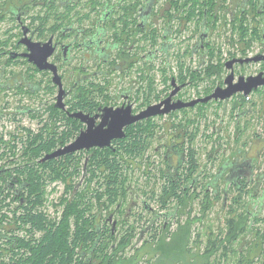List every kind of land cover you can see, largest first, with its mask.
<instances>
[{
    "label": "flooded vegetation",
    "instance_id": "flooded-vegetation-1",
    "mask_svg": "<svg viewBox=\"0 0 264 264\" xmlns=\"http://www.w3.org/2000/svg\"><path fill=\"white\" fill-rule=\"evenodd\" d=\"M228 1L230 4L226 15L232 20L233 16L236 15L233 10L234 5H232L234 0ZM158 4L157 0H144L142 3H137L135 0H0V15L3 17L0 21L7 20V17L10 18L13 10L17 9L16 18L13 17L10 20L18 24V28H20L17 31L19 36L17 37L16 47L9 50H0V62L3 57L5 58L4 65L0 66V98L19 96L17 100H21L23 94L28 95L34 105L22 106V104H18L15 108H10L12 115L10 119L16 122L19 120L20 115L25 114L37 119L35 129L22 128L18 122L16 126V128L19 127L18 132L8 131L9 137L4 135L7 131L0 132V147L2 148L3 157L16 151L21 153L27 151L29 148L26 142L29 140V134L40 140H46L48 136H54L56 132H59L61 136L64 135L66 137L64 144H60L51 152H47L42 158L37 159V163L41 164L54 158L45 159L46 156L70 145L83 132L99 128L104 131L109 128L114 114L119 115V117L120 115L128 116V114L129 117H135L145 113L152 105L164 102L170 96H172V103L178 100L189 102L193 99L208 96L217 87L226 88L228 86L226 79L231 72L234 73L231 86L241 85L242 83L245 85L248 83L250 76H256L260 73H263V76L259 80L264 79V61L245 64L237 62L233 69H228L226 63L236 58L230 57L224 60L226 71L221 81L216 82L214 85V76L208 80L209 82L205 86L202 84L204 81H201L197 86L193 85L194 90L193 94H190V98H187V92L182 95V90L187 85L192 84L190 79L183 81L177 78L180 73L179 65L184 61L181 59L184 55L179 56V52L183 53L184 51L179 49L182 38L178 35L182 30L177 23H183L184 20H180L178 17L171 18L170 13L176 14L177 11L171 8L169 0H166L161 15H158ZM244 4L246 6L242 12L245 16L242 23L244 27L249 29V31L247 30L249 36L245 39L250 40L251 46L248 48V54L239 56V58L264 54V0H244ZM46 8H50V13L48 12L50 15L48 18L49 25H46L45 20L40 17L41 13L31 12ZM58 9L63 11L57 13ZM33 15H36V17H32ZM165 20L168 23L167 28L162 27ZM158 21H160L159 24H155ZM24 28L28 29L27 32ZM178 29H180L179 32H177ZM154 32L159 35V40H161V46L157 49L153 48L152 43ZM168 32H175L178 37L172 39L173 42L170 43L173 44L175 41L176 46L178 45V50L174 53V56L178 58L177 69L170 73V75H174L171 78L170 85L165 84V86L156 90V87L154 88L156 83H153V69L157 65L153 61V52L157 53L158 57L166 59L165 62L162 61L165 65L157 68L167 67L169 69L167 58H169V55L171 56V53L167 43V41H170ZM23 38L29 40L30 43H36L40 48H43L45 43L52 41L54 51L48 58V63L53 64L58 69L62 87L56 81L53 68L42 69L34 61H31L29 56L25 55L32 52L29 51L27 44L21 42ZM199 45H203L200 39L194 44L190 54L194 57L199 54V57H196L198 65L193 68L201 72L207 63L208 56L203 55L199 50ZM228 49L225 53L226 57L229 56ZM76 61H79V63L73 65ZM14 63L23 66H18L17 73L9 76L16 70L9 65ZM253 63L260 65L257 71L243 70L244 65ZM238 65L240 67L239 71H237ZM74 76L76 77L73 80ZM68 77L71 78L68 80ZM261 87H264V85L257 89ZM238 93L244 94V92ZM51 96L52 100H50ZM252 96V93L246 96L240 104L234 102V100L231 101L232 97L224 100L211 99L208 102H199L193 106L172 110L169 113L145 116L126 125L123 130L124 136L113 138L110 145L106 147L116 146L120 141L127 140L132 135H138L141 140L144 139V148L137 152L145 155L144 160L147 164L152 160L151 156L148 158L151 155V152H149L150 144L157 135L155 132L153 136L154 131L152 132L154 120L157 117H177L180 115L181 118L177 127L179 133L171 136L169 140L167 139L162 164V166H165L166 176L175 175L176 181L182 185V190H180L182 196L179 198L181 204H179L178 211H180L181 206L184 207L185 202L190 197H193L192 199L195 201L200 200L202 192L203 195L209 193L211 198H216L220 191L218 189L219 181L215 180L217 175L220 176L219 179L225 181L223 189L225 198L234 190L238 193H244L250 185L255 183V179H252L255 164L259 160L256 156L257 153L246 152L245 159L242 162H240L239 157L235 161H224L220 165L219 172L214 176L210 172L203 173L204 169L201 171L199 161L197 165L191 167L190 152L192 149L198 151L195 140L200 132V122L203 120L209 121L210 125H205V127L211 128L209 134H219L223 130L222 126L219 125L218 127L214 121L213 126H211L213 118L219 114L217 111L219 106L223 109V116L229 114L230 121L235 120V128H239L241 122H244V129H249L252 123L256 121L263 123L262 129L264 130V103H251L248 99H251ZM214 100L218 101L217 106L209 104ZM8 101H4L3 106L8 105ZM36 102H38V106H36ZM198 105L199 108H197ZM255 107L258 108L256 113L254 112ZM178 110L185 111H180V114L169 115ZM0 111L2 112H0L2 115L0 116L1 121L5 118V115L9 114L3 112L9 111L7 108H1ZM190 112L195 114L190 115ZM220 120L225 122L223 118ZM157 127L156 124L155 131H157ZM20 131L22 133H19ZM255 134L258 135V133ZM106 147H91L90 149L84 148L76 151V153L85 152L86 155L84 177L80 179L79 185L84 183L91 174L86 171L90 163V154ZM254 147L256 149V146ZM258 149L259 146H257ZM71 153L73 152L63 155ZM213 158L210 154L208 159L212 160ZM151 164L152 162L148 165ZM225 169L228 170L223 173ZM228 182L229 185H227ZM261 183V178H258L257 192ZM6 185L13 188L17 198L25 192L24 189L19 191L21 184L18 185L16 179L14 182H7ZM241 198L243 197L240 196L238 202ZM233 202L238 204L235 198L231 199V203ZM120 210L121 203L117 205V210L111 213L106 220L103 219L102 211L100 212L99 221L103 228L106 226V229H108V224L111 222L112 224L118 223V219L114 218V215L116 216ZM248 212L252 213L249 209ZM114 233L112 229L113 236Z\"/></svg>",
    "mask_w": 264,
    "mask_h": 264
},
{
    "label": "rangeland",
    "instance_id": "rangeland-1",
    "mask_svg": "<svg viewBox=\"0 0 264 264\" xmlns=\"http://www.w3.org/2000/svg\"><path fill=\"white\" fill-rule=\"evenodd\" d=\"M135 1L137 3H142L144 0ZM157 1L159 3L157 12L159 13L158 15H161L166 0ZM37 10L39 9L33 10L32 13L39 12L38 14L41 13L42 16V12L44 11ZM159 22L160 21L155 24H159ZM49 24L50 22L48 21L46 25ZM167 25L168 23H166V20L163 21L162 27L167 28ZM177 25H179L182 30L178 35V37L180 36L182 38L179 48L185 51L186 47L189 46L190 52L199 39L198 36L203 29L200 30L199 33L195 30L193 26L194 24L192 27L188 26L186 28L183 27V23H177ZM18 27L19 26L14 21L9 20V18L0 21V38L6 39L8 32H5L7 30L10 31L9 33L17 34V31L20 29ZM225 33L226 29L221 27L219 30L217 29L214 31L208 38L212 43L216 42L218 47L222 44L227 48L229 46L226 44ZM168 35H170V41H167V43L170 48L171 56L169 55V58H167V65H169L170 68L168 69L166 67L168 69L166 73L170 75L171 72H174L175 69H177L178 60V58L174 56V53L178 50V45L176 46L175 41L173 44L170 43L173 42L171 41L172 39L174 40L178 37L175 35V32H168ZM160 46L161 40H159L153 48L157 49L160 48ZM189 52L181 59L186 61L187 65L195 67L198 65V59L196 60V57H199V54L194 57ZM153 54V61L157 67L165 65V58L162 59V57H158L155 52H153ZM4 59V57L1 59L0 66L4 65ZM163 60L164 62H162ZM75 63L78 64L79 61L74 62L73 65ZM9 65L16 69L12 74H9L8 69L9 76L17 73L18 66H23L18 63ZM157 67L153 69L156 90L165 86L163 81V68L160 67L161 69H159ZM258 67H260L259 64L253 63L250 65H244L243 70L254 72L257 71ZM239 70L240 67L238 65L237 71ZM75 77L76 76H74L73 80ZM70 78L71 77H68L67 79L69 80ZM208 82V80H205L204 83H202L203 86L207 85ZM193 90L194 88L192 84L187 85L182 90V95L187 92V98H190V94H193ZM252 95V98L248 99V101H251L253 104L264 103V87L257 90L255 89L252 92ZM18 97L19 96L0 98V104L9 100L8 105L3 106L2 104L0 106V109L7 108L9 111L3 112L4 114H9L5 115V118L0 121V132L7 131L4 133L5 137H9L10 134L8 131L18 132L17 130H19V127L16 128L18 122L20 127L25 129L27 127L35 129L37 127V119L26 114L20 115L19 120L16 122L10 119L12 116L10 108H15L18 104H22V106L34 105L28 95L23 94L21 100H17ZM245 97L246 95L243 93H237L232 97L231 101L234 100V102L240 104L245 100ZM50 100H52V96ZM217 103L218 101L214 100L209 104L217 106ZM36 104V106H38V102H36ZM197 108H199V105ZM257 109L258 108L255 107V113L257 112ZM180 111L185 110L174 111L169 115L180 114ZM217 111L219 114L213 118L211 126H213V121L218 127L219 125L222 126L221 128H223V130L221 133L209 134L211 128L205 127V125H210V123L208 120H203L200 122V132L195 140L201 171L204 169L203 173L210 172L215 176L219 172L220 165L224 161H235L237 157H239L240 162H242L245 159L246 152L249 151L251 154L257 153L256 156L259 158L253 171L252 180L255 179V183L250 185L246 192L238 193L234 190L233 193L231 192L229 196H226L225 198L223 190L225 187V181L218 179V189L220 191L217 196L219 197L209 201L211 205L206 210H204L205 206L202 205L203 193H201L200 200L197 199V201L193 200V197H190V199L185 202L184 207L181 206L180 211H178L179 202L176 197L169 198L167 208L162 207L161 191L164 189V186L169 184L168 179L163 175V172L166 170L165 166H162L163 155L166 150L165 145L167 139L169 140L171 136H175L179 133L177 127L181 116L157 117V119L154 120L158 125L156 131L157 135L150 144L149 152H151V155L148 156V158L150 156L152 157V164L148 165L151 162L145 164V155L134 157L121 153V160L124 162L125 166L123 168L124 175L122 177V186L119 188V200H117L116 203H113L108 197L103 196L100 198L96 197L94 201H92L93 207L91 208L90 214H97L102 211L103 219L105 220L111 215V213L117 210V205L121 203V210L116 216L114 215V218L118 219V223L116 222L112 224L111 222L108 224V229L112 228L115 232L114 235L116 237L114 240L113 238L111 239V243L114 241L116 248L112 249L110 247L107 250L108 256H106L105 261L110 259L117 264H157L159 261L163 264H239L242 258H250L253 260L254 264H264L263 123L255 121L249 129H244L245 123L241 122L240 127L235 128V120L230 121L229 114H224L223 116L222 107H217ZM1 113L0 116H2ZM194 114V112H190V115ZM222 118L225 122L220 120ZM19 133L22 132L20 131ZM255 133H258V135ZM254 146H256V149ZM257 146H259L258 150ZM210 154L212 158L214 157L212 160L208 159ZM37 159H39V157L29 158L25 152L21 153L19 151L9 153L6 157H3L2 148L0 147V177L7 176L6 179L0 180V231L3 234H14L17 231H20V234L27 240H35L37 238H42L46 233V229H56L60 227L65 220L66 209L70 205L72 199V193L71 191H67V185H69L72 180H65L54 173H49L48 170L43 171L40 169L41 167L37 165ZM26 164L35 165L36 170L33 172L36 174L33 173V175L41 176L42 184L39 188L34 189L33 191L27 188L26 191L17 198L13 190L5 188V184L7 182H14L15 179L17 180L18 185L21 184V186L26 185L25 182H30L32 179L30 172H27V170H17L18 167H23ZM227 170L223 173L227 172ZM42 172H46L44 176ZM258 178H261L262 183L257 192L256 185ZM79 182L80 180L77 181V183ZM227 185H229V182ZM24 187L22 189H24ZM240 196L243 198L240 199L238 204L234 202L231 203L232 198L238 199V202ZM20 198L27 199V204L21 206ZM145 204H148L149 208ZM248 209L251 210L252 213H249ZM25 210L42 214L46 221L42 230H37L40 228L33 226L32 221L30 222L26 218H23ZM242 212H244V214L241 217L244 218L243 221L244 224H246L244 229L248 230L242 233L238 240L232 245L233 250L231 249L226 255L221 253L224 251L222 248H219L215 252H211V250L208 251V248L210 247L209 238L217 236L218 238L224 237L229 233L231 227L230 219L235 216V218L239 220L241 218L239 217L241 215L240 213ZM171 213H174V215ZM166 221L168 223H165ZM69 223V229L74 231V229H76L74 216H69ZM236 229L240 228L237 227ZM186 230L190 231L191 239L189 240V248H191L192 251L186 252L184 258H179L176 253L177 244L179 243L180 235ZM143 232V238L139 240ZM211 233L213 234L211 235ZM157 239H160L161 241L164 239V245H162L164 254L161 258L160 251L155 249ZM29 243L28 246L30 247L32 243ZM120 243L122 246H120ZM3 244H5V242H2L0 246L1 256L3 255V249L5 248ZM157 246L160 245L157 244ZM28 251L31 252V249L28 248L27 252ZM31 253L33 254V252ZM0 260L3 261V258Z\"/></svg>",
    "mask_w": 264,
    "mask_h": 264
},
{
    "label": "trees",
    "instance_id": "trees-1",
    "mask_svg": "<svg viewBox=\"0 0 264 264\" xmlns=\"http://www.w3.org/2000/svg\"><path fill=\"white\" fill-rule=\"evenodd\" d=\"M169 2L171 3V8L177 11L176 14L170 13L171 18L178 17L180 20H184L183 23L185 28L188 26L192 27L194 24L195 30L199 33L200 30L203 29L198 36L203 44L199 45V50H201L204 56H208L207 63L204 65L201 72H198V70H195L192 66L187 65L186 61H182L179 65L180 73L177 75V78L183 81L190 79L192 85L197 86L201 81L209 80L215 76V79H213L215 85L216 82L221 81L224 77L226 71L224 60H227L230 57L237 58V56L239 57L248 54V48L251 46L250 40L245 39V37L249 36V29L244 27V24L242 23V21L244 22L245 16L242 11L246 6L244 0L233 1V10L236 15L233 16L232 20L226 15V11L230 4L228 0H169ZM16 10L17 9L13 10L10 18L7 17L9 20L15 17ZM43 10L46 14L43 15V13L40 17L47 23L49 21L48 18L50 17V8ZM58 10L57 13H60L61 10ZM32 17H36V15H33ZM2 18L3 17L0 15V20H2ZM221 27L226 29L225 39L229 49L222 44L218 47L216 42L212 43L208 38L214 31L217 29L219 30ZM179 31L180 29L177 30V32ZM7 32L8 35L6 39L0 38L1 50H9L16 47L19 34L9 33V30L5 33ZM205 33H207V35H205ZM158 42L159 35L154 32L152 43L155 45ZM227 49V53L229 54L228 57L225 55ZM188 52L189 46L186 47L183 53L179 52V56H181V54L186 55ZM167 70L166 67L163 68V81L166 85H170L171 78L174 75H168L166 73ZM153 83H155L154 78ZM155 129L156 123H153V136L156 132ZM30 135L31 134H29L28 142H26L29 149L25 151L29 158H42L47 152H51L66 141V137L64 135H59V132H56L54 136H48L46 140H40L36 136ZM194 136H196V134H194ZM142 148H144V139L141 140V137L138 135H132L127 140L120 141L116 146L113 145V147L110 146L98 149L93 154H90V163L86 171L91 174L89 178L80 185L77 181L84 177L85 152H73L69 155H59L51 160L48 159L41 164L37 163L43 171L48 170L49 173H54L65 180H72L71 183L67 185V191H71L72 199L70 205L66 209L65 220L60 227L56 229H46L45 235L42 238H37L35 240H27L20 234V231H17L14 234H3L0 231V246L2 242H5V244H3L5 247L2 252L3 255L1 256L0 254V259L3 258V261L0 260V264H117L110 259L105 261L106 256H108L107 250L110 247L112 249L116 248L114 241L111 243V239L113 238L114 240L116 236L112 235V229H106V226L103 228V225L99 221L100 213L90 214L91 208L93 207L92 201H94L96 197L100 198L103 196L108 197L113 203H116L117 200H119V188L122 186V177L124 175L123 168L125 166L124 162L121 160V153L139 157L143 155L138 153ZM190 163L191 167L198 164V157L195 149H192L190 152ZM17 170H27V172L31 173L32 179L30 182H25L26 185L24 191H26L27 188L33 191L34 189L39 188L42 184L41 176L33 175V173H35L33 171L36 170L34 164H26L23 167H18ZM45 173L46 172H42L43 176ZM163 175L164 177L166 176L165 171L163 172ZM6 177H0V180L6 179ZM166 177L169 184L164 186V189L161 191V204L164 208H167L169 198L176 197L178 202H180L179 198L182 196L180 192V190H182V185L180 182L176 181L175 175L170 174V176ZM219 177L220 176L217 175L215 180H218ZM7 186L8 185L5 186L6 189L13 190L11 186ZM211 200H213V198L210 197L209 193L203 195L202 205L205 206L204 210L211 205L209 203ZM20 204L21 206L27 204V199L20 198ZM179 204H181V202ZM146 205L147 207L149 206L148 204ZM171 214L174 215V213ZM240 214L239 217L243 216L244 212ZM25 215L23 216L24 219L26 218L30 222L32 221L33 226L40 228L37 230H42L43 225L45 226L46 221L41 213L25 210ZM70 215L75 217L76 229H74V231L69 229ZM243 219L244 218L241 217L237 220L235 216H233L230 219L231 227L229 233L224 237H219L220 239L218 236L210 237V247L208 248V251L211 250V252H215L219 248H222L224 251L221 253L224 255L228 254L238 236L248 230L244 229L245 225H243ZM165 223L168 222L166 221ZM237 227L240 229H236ZM212 234L213 233H211V235ZM190 239L189 230H186L180 235L176 251L179 258H184L186 252L192 251V249L189 248ZM29 242L32 243L30 247L28 246V244H30ZM157 244L160 246H157ZM162 245H164V239L162 241L157 239L155 249L160 251V258L164 254ZM120 246H122L121 243ZM28 248L31 249L33 254L29 251L27 252ZM157 264L163 263L159 261ZM239 264H254V262L250 258H242Z\"/></svg>",
    "mask_w": 264,
    "mask_h": 264
},
{
    "label": "water",
    "instance_id": "water-1",
    "mask_svg": "<svg viewBox=\"0 0 264 264\" xmlns=\"http://www.w3.org/2000/svg\"><path fill=\"white\" fill-rule=\"evenodd\" d=\"M24 30L25 32H27L28 29L24 28ZM205 35H207V33H205ZM21 42L27 44L29 51L32 52L31 54H25L26 56L30 57L31 61H34L42 69L49 67L54 69L56 75V81L62 87L60 75L58 74V69L56 68V66L54 67L53 64L48 63V58L51 56L52 52L54 51V46H52V41L45 43V46L43 48H40L36 43H30V41L27 40L26 38H23ZM259 61H264V54H258L246 58H239V57L234 58L226 63V67L228 69H233L235 63L237 62L241 64H245V63L259 62ZM262 76L263 73H260L256 76H250L248 78V83H246L245 85L242 83L241 85L236 84L234 86H231L232 80L234 79V73L231 72L226 79V83H228V86L226 88L217 87L215 91L208 96L193 99L189 102L178 100L173 103L171 102L172 96H170L164 102L152 105L149 108V110H147L145 113L141 115H137L135 117H131V116L129 117V114L128 116L120 115L119 117V115L114 114L109 128L105 129L104 131H102L100 128L96 130L89 129L83 132L80 136H78L73 143L67 145L63 149L53 152L52 154L46 156L45 159L63 155L68 152H76L77 150L84 148L90 149L91 147L109 146L113 138L124 136L125 133L123 130L126 125L136 122L137 120L144 118L145 116H150V115L155 116L158 114L169 113L172 110L193 106L199 102L205 103L211 99H222V100L228 99L238 92H244V94L248 96L252 93L253 90L257 89L261 85H264V79L259 80V78ZM24 186L25 185H22L19 188V191ZM143 235L144 232L141 234L139 240L143 238Z\"/></svg>",
    "mask_w": 264,
    "mask_h": 264
}]
</instances>
